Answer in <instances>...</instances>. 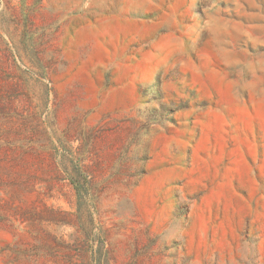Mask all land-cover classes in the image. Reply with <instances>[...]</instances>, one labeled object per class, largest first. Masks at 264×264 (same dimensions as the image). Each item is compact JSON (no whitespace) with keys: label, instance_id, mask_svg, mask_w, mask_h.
<instances>
[{"label":"rangeland","instance_id":"1","mask_svg":"<svg viewBox=\"0 0 264 264\" xmlns=\"http://www.w3.org/2000/svg\"><path fill=\"white\" fill-rule=\"evenodd\" d=\"M0 264H264V0H0Z\"/></svg>","mask_w":264,"mask_h":264},{"label":"trees","instance_id":"2","mask_svg":"<svg viewBox=\"0 0 264 264\" xmlns=\"http://www.w3.org/2000/svg\"><path fill=\"white\" fill-rule=\"evenodd\" d=\"M76 191L79 193V189L77 187H75Z\"/></svg>","mask_w":264,"mask_h":264}]
</instances>
